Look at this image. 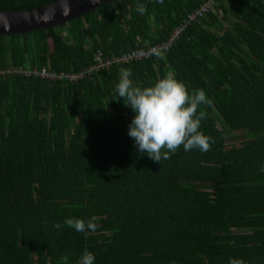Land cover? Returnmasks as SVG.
Instances as JSON below:
<instances>
[{
  "label": "trees",
  "instance_id": "trees-1",
  "mask_svg": "<svg viewBox=\"0 0 264 264\" xmlns=\"http://www.w3.org/2000/svg\"><path fill=\"white\" fill-rule=\"evenodd\" d=\"M59 0H0L23 12ZM208 0H114L72 22L0 36V69L77 72L95 54L160 44ZM138 3L146 6L141 15ZM169 71L203 89L211 150L154 162L128 135L135 113L116 86ZM221 125V126H220ZM220 126V127H219ZM243 140L234 143L237 135ZM264 0H215L162 58L76 83L0 78V264H264ZM93 219L77 232L66 218ZM59 223L62 227H54Z\"/></svg>",
  "mask_w": 264,
  "mask_h": 264
},
{
  "label": "clouds",
  "instance_id": "clouds-1",
  "mask_svg": "<svg viewBox=\"0 0 264 264\" xmlns=\"http://www.w3.org/2000/svg\"><path fill=\"white\" fill-rule=\"evenodd\" d=\"M157 2L163 4L164 0ZM136 10L143 15L146 6L138 3ZM131 76V69L121 68L116 91L125 106L131 107L135 113L128 135L134 139L139 153H146L161 164V160L171 159L181 146L185 152L195 149L206 153L211 150L214 139L200 130L202 120L207 117L201 106L212 103L203 89L190 93L188 86L176 79L172 71L150 87L134 85ZM260 171L264 172V165ZM64 224L86 235L99 227L93 219L85 221L73 217L66 218ZM54 227L59 230L62 226L57 223ZM95 259V254L85 249L78 264H95ZM57 264H68V256L64 255ZM229 264H245V261L230 258Z\"/></svg>",
  "mask_w": 264,
  "mask_h": 264
},
{
  "label": "built area",
  "instance_id": "built-area-1",
  "mask_svg": "<svg viewBox=\"0 0 264 264\" xmlns=\"http://www.w3.org/2000/svg\"><path fill=\"white\" fill-rule=\"evenodd\" d=\"M214 2L215 0H208L198 10L189 14L187 23L175 29L168 39L160 44L150 45L149 42H145L137 49L121 55H112L110 57H106L102 51H98L95 54L94 63L90 67L77 72H56L50 70L49 68L38 69L31 67H9L7 69H0V78L20 76L28 79L47 81L50 83H76L84 78L91 77L97 72L108 71L114 66H124L135 62L166 56L171 51L175 43L180 39L187 26L191 23L204 19L205 14L209 11L210 6H212Z\"/></svg>",
  "mask_w": 264,
  "mask_h": 264
},
{
  "label": "water",
  "instance_id": "water-1",
  "mask_svg": "<svg viewBox=\"0 0 264 264\" xmlns=\"http://www.w3.org/2000/svg\"><path fill=\"white\" fill-rule=\"evenodd\" d=\"M114 0H59L23 12L0 11V36L33 33L63 25Z\"/></svg>",
  "mask_w": 264,
  "mask_h": 264
},
{
  "label": "rangeland",
  "instance_id": "rangeland-1",
  "mask_svg": "<svg viewBox=\"0 0 264 264\" xmlns=\"http://www.w3.org/2000/svg\"><path fill=\"white\" fill-rule=\"evenodd\" d=\"M26 67H30V65L27 64ZM220 126H221V125H220ZM220 126H219V127H220ZM236 138H237V140H236L234 143H238L237 145H240L241 142H242V140H243L242 135L238 134Z\"/></svg>",
  "mask_w": 264,
  "mask_h": 264
},
{
  "label": "bare ground",
  "instance_id": "bare-ground-1",
  "mask_svg": "<svg viewBox=\"0 0 264 264\" xmlns=\"http://www.w3.org/2000/svg\"><path fill=\"white\" fill-rule=\"evenodd\" d=\"M158 58H160V57H158ZM158 58H154V59H158ZM151 60H153V59H151ZM147 61V60H146Z\"/></svg>",
  "mask_w": 264,
  "mask_h": 264
}]
</instances>
